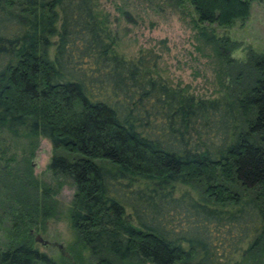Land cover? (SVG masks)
<instances>
[{
  "label": "trees",
  "instance_id": "obj_1",
  "mask_svg": "<svg viewBox=\"0 0 264 264\" xmlns=\"http://www.w3.org/2000/svg\"><path fill=\"white\" fill-rule=\"evenodd\" d=\"M188 3L196 26L228 29L251 0ZM201 36L228 72L207 99L170 87L153 51H119L98 0H0V136L49 142L96 264H264V54L233 60L236 43ZM3 168L0 264H54L29 235L52 190Z\"/></svg>",
  "mask_w": 264,
  "mask_h": 264
},
{
  "label": "rangeland",
  "instance_id": "obj_2",
  "mask_svg": "<svg viewBox=\"0 0 264 264\" xmlns=\"http://www.w3.org/2000/svg\"><path fill=\"white\" fill-rule=\"evenodd\" d=\"M98 2L109 14L110 30L117 38L119 51L127 57L135 56L139 50L153 51L158 56L156 73L172 88L188 87L187 91L197 99L218 96L228 78L225 64L221 65L216 56L215 43H205L202 32L212 33L217 40L226 39L236 43L237 49L229 55L233 60H243L248 49L264 54V0H251L247 19L235 22L228 29L214 25L196 26V16L188 0ZM52 155L51 146L44 138L26 140L0 136V171L6 166L10 168L9 174H13L22 165L29 166L34 180L53 192L51 203L54 215L43 226L38 225L29 230L34 235L61 245L62 253L56 248H41L33 239L31 246L45 254L54 264H96L86 250L78 247L67 218L73 188L67 182L62 183L52 177L48 169ZM3 174L0 173V183L4 182ZM58 182H61L60 186ZM8 217L7 208L0 207V243L6 242L4 235L9 226Z\"/></svg>",
  "mask_w": 264,
  "mask_h": 264
},
{
  "label": "water",
  "instance_id": "obj_3",
  "mask_svg": "<svg viewBox=\"0 0 264 264\" xmlns=\"http://www.w3.org/2000/svg\"><path fill=\"white\" fill-rule=\"evenodd\" d=\"M29 235L33 237V242L38 244L41 248H56L60 253H62V247L58 243L49 242L37 234L34 235L33 231H29Z\"/></svg>",
  "mask_w": 264,
  "mask_h": 264
}]
</instances>
